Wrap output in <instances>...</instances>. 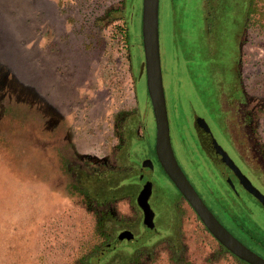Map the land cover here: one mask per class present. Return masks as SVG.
Instances as JSON below:
<instances>
[{
  "label": "rangeland",
  "instance_id": "obj_1",
  "mask_svg": "<svg viewBox=\"0 0 264 264\" xmlns=\"http://www.w3.org/2000/svg\"><path fill=\"white\" fill-rule=\"evenodd\" d=\"M245 10V0H159L171 146L209 206L202 187L210 188V179L191 128L196 105L218 124L215 97L240 79L257 107L255 133L264 144V0H256L257 14L244 29ZM128 26L141 41V0H0V264H82L100 243L93 231L101 213L140 234L129 244L136 247L130 257L120 254L109 264L127 258L129 264H243L209 234L160 169L149 200L157 232L138 227L139 166L155 157V128L150 103L143 119L134 118L136 89L142 98L146 87L145 76L135 87ZM131 127L145 139L127 163L118 146ZM83 158L115 162L113 174L95 172L96 187L128 173L138 186L112 206H89L70 192L65 172L70 159ZM238 220L245 232L227 229L264 240L261 213L247 211Z\"/></svg>",
  "mask_w": 264,
  "mask_h": 264
},
{
  "label": "flooded vegetation",
  "instance_id": "obj_2",
  "mask_svg": "<svg viewBox=\"0 0 264 264\" xmlns=\"http://www.w3.org/2000/svg\"><path fill=\"white\" fill-rule=\"evenodd\" d=\"M221 90L222 92H219L218 99L216 101L218 105L216 119L219 125L215 121L212 123V119L209 115L210 110L208 112L201 105H196V115H194L191 128L194 131L193 137L195 138V144L197 146L195 148H197L198 152H200V158L205 161L201 162L200 166L203 170L207 171L209 179L210 173L212 175L215 174V177L221 186H223L227 192L232 193L240 199L241 204L244 206L246 211H253V213L258 211L264 218V206L262 203L238 182V179L234 177L231 169L228 166L223 165L216 156L215 144L210 138V133H208L205 126H208L216 143L220 145L221 148L228 154L234 165L248 180L250 185L264 197V144L260 139H258L255 133V120L258 114L257 107L255 103L248 98L240 79L238 83L234 84V87L230 91H226L223 88ZM80 161L81 162L70 159L69 163L66 165V171H68V174L70 175V184L73 186L77 183L85 184L87 179L91 180L94 178L93 175L96 174L95 172H101V170H103L113 174L114 170H116L115 162L114 164L112 163L109 165L107 160L91 161L88 158H83ZM155 161H153V179L156 169L158 170V164H156ZM92 172L93 174H91ZM182 172L206 207L222 224V226H224V228L244 246L264 258V240L260 237L247 233H236L238 235L237 236L235 233L227 229V226H232L229 223H226L225 220L218 215L217 211L211 208V205L209 206L205 203L195 186L188 178L187 174L183 170ZM229 179L233 186L229 183ZM139 181L141 182L140 175ZM152 187L154 188L153 181ZM116 202L117 199L114 200L110 206ZM208 202L210 203L209 200ZM139 212L141 213V217L143 219V212L141 209H139ZM153 215L154 226L157 231L155 225L157 218H155L154 212ZM168 231H170V229ZM262 232L264 234V229Z\"/></svg>",
  "mask_w": 264,
  "mask_h": 264
},
{
  "label": "water",
  "instance_id": "obj_3",
  "mask_svg": "<svg viewBox=\"0 0 264 264\" xmlns=\"http://www.w3.org/2000/svg\"><path fill=\"white\" fill-rule=\"evenodd\" d=\"M159 0H141V45L147 96L151 106L155 128L154 153L162 172L173 184L184 201L191 207L209 234L228 253L246 264H264V258L244 246L209 211L179 167L170 141L168 114L163 88L159 43ZM206 130L215 144V154L223 165L228 166L238 182L264 206V197L255 190L234 165L228 154L214 140L207 125ZM222 144V143H220ZM224 145V144H222ZM154 165L150 159L141 161V191L136 204L143 212L146 231L155 232L153 212L149 205L152 195ZM232 185L230 179L228 180ZM233 186V185H232Z\"/></svg>",
  "mask_w": 264,
  "mask_h": 264
},
{
  "label": "trees",
  "instance_id": "obj_4",
  "mask_svg": "<svg viewBox=\"0 0 264 264\" xmlns=\"http://www.w3.org/2000/svg\"><path fill=\"white\" fill-rule=\"evenodd\" d=\"M246 10H245V21H244V29L248 27L249 22L255 18L257 11L256 8V0H245ZM259 20V19H258ZM258 20H256L258 22ZM129 25V24H128ZM264 29V25L261 26ZM243 29V30H244ZM125 32V42L128 44L129 52L131 53V61H132V71L133 77L135 79V87L137 82L144 81V62L143 57L141 55V41L139 38V34L134 33L130 30L128 26V30H124ZM264 33V31H263ZM138 38V41H136ZM226 90V88L223 87ZM227 91V90H226ZM230 91V88H229ZM136 97H137V109L134 112V118H144L145 114L149 112V99L146 91L141 96L138 97L137 89H136ZM217 101V97H215ZM132 125V123H130ZM135 131H133L132 127L129 128L128 137L121 139V144L118 146L119 156L124 160H127V163H130L133 155L139 151L136 148L138 142H141L145 139L143 136L139 138L134 135ZM121 137H124V133H121ZM187 142V141H186ZM134 153V154H133ZM152 161H155L156 158H147ZM152 161V162H153ZM156 164L157 161H155ZM66 164V162H65ZM64 164V166H65ZM158 169L161 170L159 164L157 165ZM140 173H141V162H140ZM162 171V170H161ZM65 172L66 166H65ZM134 172V171H133ZM132 172V173H133ZM104 177L110 175V172L102 173ZM131 173L124 176H118L115 181L108 180L106 185H102L100 187H96L97 184H94L93 181L87 179L86 183H77L75 186L70 184V192L76 195H80L85 203L93 205L94 203L105 204L107 202H112L116 200L115 198L122 199L125 195L132 193L135 186H138L136 177L131 178ZM100 180V179H99ZM98 180V182H99ZM135 183V184H133ZM204 195L210 201L211 208L217 211L218 215L225 219L232 227L237 228L239 231H244L243 227L238 223V215L245 214L247 211L244 206L241 204L240 199H238L235 195L230 192H227L223 186L218 182L215 174L210 173V188L202 187ZM123 196V197H122ZM138 227L141 230V225H143V219L138 221ZM133 225L127 224L124 220H120L110 214H97L96 215V223L94 225V235L98 238L100 243L93 247V250L83 258L82 264H93V260L97 264H109L116 256L123 254L124 256H131V252L135 250V248L129 249L130 242H135L138 234H135L133 231ZM144 227V225H143ZM143 229V228H142ZM144 230H146L144 228ZM155 232H157L155 230ZM154 232V233H155ZM247 234H251L246 232ZM254 235V234H252ZM256 236V235H254ZM257 237V236H256ZM129 249V250H127ZM105 253V254H104ZM172 254L177 256V253L174 251ZM173 258V257H172ZM176 259V258H175ZM174 259V260H175ZM240 261V260H238ZM243 264H246L240 261ZM121 264H129V259H125L124 263Z\"/></svg>",
  "mask_w": 264,
  "mask_h": 264
}]
</instances>
